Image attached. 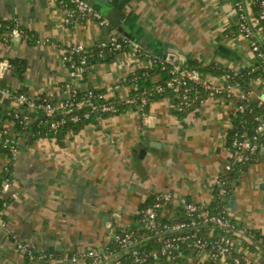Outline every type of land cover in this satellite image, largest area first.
Returning a JSON list of instances; mask_svg holds the SVG:
<instances>
[{"label":"crops","instance_id":"crops-1","mask_svg":"<svg viewBox=\"0 0 264 264\" xmlns=\"http://www.w3.org/2000/svg\"><path fill=\"white\" fill-rule=\"evenodd\" d=\"M125 12L133 13L131 41L156 57L163 59L168 52L241 74L258 62L251 40L232 36L238 22L232 0H131ZM66 18L55 0H0V19L17 22L37 39L34 44L28 37H13L10 42L0 37V80L12 92L22 91L34 102L46 96L61 100L66 83L81 91L112 90L132 73L151 66L132 49L117 54L111 63L90 64L83 78L72 71L64 52L108 43L115 30L94 20L70 26ZM12 60L23 61L25 70L19 73L9 67ZM205 76L221 84L220 77ZM251 90L254 98H263L264 81H254ZM118 93L126 97L128 88ZM237 112L236 101L207 99L182 117L168 97L151 104L145 115L129 110L70 133L62 143L41 139L22 148L11 186L16 198L6 210L7 229H0V264H85L72 260L91 251L105 252L118 232L134 226L140 230L134 218L159 194L173 196L160 213L167 219L176 217L182 200L207 208L215 202L220 179L230 165L227 140ZM4 125L14 135L13 124ZM142 148L147 149L146 156L136 161ZM259 155L248 172L231 183L225 199L234 197L233 204L225 199L224 204L243 230H256L264 237V148ZM8 163L0 154V173ZM233 241L237 254L249 264H260L263 250L249 251L241 235ZM18 244L46 258H31ZM183 261L212 264L204 252Z\"/></svg>","mask_w":264,"mask_h":264},{"label":"trees","instance_id":"trees-1","mask_svg":"<svg viewBox=\"0 0 264 264\" xmlns=\"http://www.w3.org/2000/svg\"><path fill=\"white\" fill-rule=\"evenodd\" d=\"M55 1L57 5L70 12L68 25L77 26L88 21V18L77 10L74 0ZM232 1L236 7L243 4L242 0ZM246 2L250 8L251 19L254 24V20L264 14V0H246ZM245 23L246 20L241 19L240 16H238V22L234 26L232 36L243 35L244 32L242 30V25ZM109 28H111V26H109ZM254 28L256 32L259 33V26L254 24ZM15 30H18L21 33V37L31 38L30 42L36 44L37 39L32 32L24 29L23 26L15 21L0 19V37H3L4 41L10 42ZM253 39L259 47V50L255 52L258 62L242 74L231 72L230 70L218 66H206L198 60H189L182 65L183 69L198 71L202 74L209 73L213 74L215 77H222L227 73H230L233 78L232 82L239 83L242 90L248 95L247 101L240 100L237 102V104L244 107V110H239L233 117V127L228 134L227 147L231 153V170L221 177L220 185L215 193V202L207 207L212 215H224L225 217L230 218L233 224V229L219 228L213 223H202L197 227H190L185 231L172 233L169 236L190 238L186 241L177 242L178 249L168 251L163 254L159 260L155 261L149 259L145 264H182L184 258L191 257L200 252L199 248L194 247L195 241L197 242L201 240L207 242L208 246L206 247V251L211 252L212 250H215L213 246L219 243L220 237H226L233 241L238 235L243 237L244 246L252 253H257L259 249L264 252V237L256 230H243L239 225L238 220L231 217L227 212L224 204V199L230 193L231 183L237 180L240 176L246 174L250 167L257 162L260 156V152L257 154L244 153V155L250 156L249 160L239 161L236 154L237 148L233 146L234 140L236 138L242 139L243 137L249 138L253 142L261 145V149L264 148V135H261L258 132L261 119H264V102L260 104V99L254 98L251 90V85L254 81H264V37L258 35L253 37ZM118 43L121 44L120 50L114 49V43L108 44L107 47L97 46L90 49H84L82 52H75L73 48H70L68 49V55L71 57V61L68 62V65L70 68L75 66L82 69V77L84 78L87 76L90 64L99 62L111 63L117 54L132 51L134 43L131 40L121 37L118 39ZM138 54L141 59L150 60L151 66L147 69L132 73L126 81L119 85V89L123 87L128 88V93L126 95V98L128 97L127 99H138L144 92L148 93L147 102L144 105V111L148 112L151 104L172 97L173 94L171 91L157 92V88L165 86L167 80L170 78H162V75L164 74L163 68L171 70L178 63L172 64L166 59L156 57L142 48H140ZM83 61L86 63L84 64ZM10 67L18 69L20 73L23 72L22 70H25L26 64L20 60H12L10 61ZM194 87L198 91L199 96L204 98L208 97V93L204 90L202 85H195ZM119 89L116 90L114 88L112 90H106L90 87L87 90L81 91L76 85L66 83L64 84V91L66 92V97L64 99L57 100L53 97L46 96L41 100L35 101L34 108H32L29 104H17V100L21 95H25V93L22 91L12 92L9 86L3 82V80H0V103L4 105L3 108H0V154H5L9 159L6 168L0 173V192L3 191V187L6 183L13 184L14 182V164L16 156L14 155L13 150L19 152L22 148L31 146L33 143L41 139L56 140L57 142L62 143L70 133L77 132L88 125H97L108 118L120 116L129 110L137 111L141 106L139 99L135 103L129 104L126 102L127 99L123 100L119 96ZM5 91H9L10 95L7 97L4 96L3 93ZM191 94L192 97L195 96L194 91H192ZM223 97L226 100H231V98L226 97V93L217 95V99ZM261 99L264 100V97ZM61 102L64 103V105L67 103L72 104V111H70L68 107L60 105ZM48 106L53 109V114L51 115L45 110ZM105 106H113L116 111L104 112L102 108ZM194 109L195 106L192 110ZM177 114L184 117L188 115L189 112H177ZM39 115L41 118L35 121L36 117ZM33 121H35L34 124H32ZM5 122H11L13 124L15 139H11L9 135L5 134V131L7 130L4 125ZM53 122L58 123V127L55 129L52 128ZM20 139H23V143H19ZM223 190L225 191L224 194L221 193ZM157 196L158 195L142 205L139 213L134 218V220L141 226V229L138 230L137 227L134 226L128 230L134 231L135 236L138 240H141V243L131 247L129 249V255L128 253L122 255L125 250L118 242L112 240L105 250L106 255L113 254V257L120 256L123 262L126 261V259L132 261L131 253L136 249L140 250V252H151L164 247L168 235H152L144 226V212L156 201ZM10 202L11 199L9 197L0 198V218L6 219L7 207L5 204L7 203L9 206ZM162 210L163 209L159 210V221L164 225H174L177 222H191L192 217L187 215L184 205H180L176 217L172 219L161 217L160 213ZM118 233L121 234L122 232ZM99 254L101 257L104 256L100 252ZM34 256V258H46L43 254L38 255L35 252ZM235 259H239L240 264L247 263V260L243 256L230 249V253L226 260L230 264H237L235 263ZM91 262L92 260H87V263ZM211 262L212 264L217 263V261L212 259ZM105 263L107 262H104V264Z\"/></svg>","mask_w":264,"mask_h":264},{"label":"built area","instance_id":"built-area-1","mask_svg":"<svg viewBox=\"0 0 264 264\" xmlns=\"http://www.w3.org/2000/svg\"><path fill=\"white\" fill-rule=\"evenodd\" d=\"M77 10H79L84 16L88 18V20H94L101 24V26L109 27L110 23L104 18L99 12H96L92 7H90L88 4H86L83 0H74ZM59 8L64 9L63 7L59 6ZM237 8V15L240 16L241 19H245L246 23L242 25V30L244 32V36L248 37L251 40L250 47L255 52L259 50V47L257 43L254 41L253 37H256V35H261L264 37V14H262L259 18L254 20V24L259 26V33L256 32V34L252 31L248 17L251 19L250 14V8L247 4V9H245L244 4H242ZM65 10V9H64ZM67 18H66V24L69 23V16L70 12L65 10ZM254 24L252 23L253 27ZM255 29V28H254ZM13 37H21V33L18 30H15L13 32ZM121 38L119 36L113 35L111 38V41L108 43H102L99 46L101 47H107L108 44L114 43L115 50L121 49V44L118 43V39ZM75 52H82L85 48L82 47H73ZM135 52L139 53L140 48L133 45L132 47ZM69 51L68 49L64 52V60L68 63L71 61V57H69ZM85 64L86 62L83 61ZM183 65V64H182ZM182 65L176 64L174 68L171 70L164 69V74L166 75V78L170 77L165 86H161L157 88V92H164V91H171L172 97L171 99L175 103V108L177 112L184 113L189 112L192 113L194 110L198 109L199 107L203 106L207 99H217V95L226 93V97L231 98V100L238 101H247L248 95L242 90L241 85L237 82H232V76L230 73H227L226 75L220 77L221 78V84L217 85L216 83L212 82L209 78H206L204 74L199 73L198 71H191L186 70L182 68ZM10 67V66H9ZM72 71L75 73L79 72L82 74V69L72 66ZM195 85H202L204 90L208 93V97L204 98L198 95V91L194 87ZM116 90H118L120 87L119 85H116L114 87ZM195 92V96L192 97L191 92ZM4 96H9V91H5L3 93ZM148 93L144 92L138 99L141 102V106L136 111L142 115H145L144 111V105L147 102ZM65 98V97H64ZM63 98V99H64ZM128 98V97H127ZM126 97H122V99H127ZM224 98V97H223ZM219 98V99H223ZM138 99H127L126 102L129 104L135 103ZM264 100L260 99V104H262ZM17 104H29L30 107L34 108V101L28 99L25 95H21L20 98L17 100ZM60 105H64V103H60ZM195 106V109L193 107ZM64 107H68L70 111H72V104H65ZM197 107V108H196ZM104 112H115L116 109H114L113 106H105L102 108ZM46 112L51 115L53 114V109L48 106L46 109ZM192 110V111H190ZM243 111L244 107L238 104V111ZM76 121V118H75ZM58 123L53 122L52 128H57ZM258 132L261 135H264V119H261L260 126L258 128ZM5 134L9 135L11 139H15L14 135L11 134L8 130L5 131ZM233 146L237 148V156L239 161H248L250 156L244 155V153L249 154H257L260 152L261 145H259L256 142H253L249 138H236L233 142ZM13 153L15 156H17L18 152L17 150H13ZM6 168V167H5ZM231 170V164L228 165L226 168V173ZM11 183H6L3 187V191L0 192V198L2 197H9L11 200L16 198L15 194L11 193ZM222 194L225 193L223 190L221 192ZM173 200V196L171 194H159L156 198V201L150 205L144 212V226L146 230H149L150 234L159 236L166 234L168 235L166 238L165 245L162 249L151 251V252H140V250H134L132 251V261H129L126 259V261H122L121 257H113V254H108L104 252V256L101 257L99 252L97 251H91L87 254L81 255L80 258L74 257L73 262H77L78 259H82L85 264H104V262H107L105 264H145V262L149 259L152 260H159L161 256L168 251H173L178 249V245L176 244L179 241H186L190 237H171L169 236L172 233H178L181 231H185L186 229L190 227H197L198 225L203 224H209L213 223L217 225L219 228L223 229H233V224L231 222L230 218L225 217L224 215H212L210 211L203 205L197 204L194 202H190L187 200H182L180 205H184L186 208L187 215L192 217L190 223L185 222H177L174 225H164L160 223L159 221V210L163 209L164 205L167 202H171ZM6 207H8V204H5ZM0 229L6 230L7 229V222L5 219L0 218ZM194 238V237H192ZM114 241L118 242L120 246L125 250L122 255H126L128 253L129 255V249L131 247H134L141 243V240H138L135 236L134 231H123L121 234L117 233L114 235L113 239ZM208 246L207 242H203L201 240L195 241L194 247L199 248L200 252H204L208 255V257L214 261H217V263L225 262L227 259V256L230 253V249L235 251L234 241L226 238V237H220L219 243L214 247L215 250H212L211 252L206 251V247ZM18 249L27 251L29 253V256L31 258H34L33 252L27 245L18 244ZM262 250L259 249V253ZM119 258V260H118ZM92 260L91 263H87V260ZM235 263L240 264L239 259H235ZM245 264H249L248 262Z\"/></svg>","mask_w":264,"mask_h":264},{"label":"water","instance_id":"water-1","mask_svg":"<svg viewBox=\"0 0 264 264\" xmlns=\"http://www.w3.org/2000/svg\"><path fill=\"white\" fill-rule=\"evenodd\" d=\"M86 4H88L90 7H92L96 12H99L106 20L110 23V25L114 28L115 36L124 37L129 40H133V37L131 35V24H132V15L133 13H126L125 9L127 8L128 4L131 0H83ZM243 4L245 6V9H247V2L246 0H242ZM237 20V18H235ZM250 27L252 31L256 34V30L254 29L252 22L250 21V18L248 17ZM257 36V35H256ZM166 47V46H165ZM264 47V45H263ZM220 51L223 53L228 54L229 51H227L224 47L219 48ZM163 59H166L168 62L172 64H180L182 65L187 60L186 59H179L174 55H169L168 52H165V55L163 56ZM4 105L0 103V108H3ZM41 116H37L35 121L39 120ZM32 124H34V122ZM147 149L142 148L140 151L136 153L135 160H142L146 156ZM232 201H234V197H230L225 199V203H229L232 205ZM104 254V252H102ZM119 260V258H118ZM260 264H264V257H261L259 260Z\"/></svg>","mask_w":264,"mask_h":264},{"label":"rangeland","instance_id":"rangeland-1","mask_svg":"<svg viewBox=\"0 0 264 264\" xmlns=\"http://www.w3.org/2000/svg\"><path fill=\"white\" fill-rule=\"evenodd\" d=\"M204 76H205V74H204ZM206 77V76H205ZM206 78H208V77H206Z\"/></svg>","mask_w":264,"mask_h":264}]
</instances>
